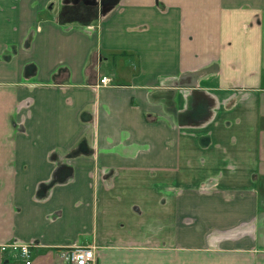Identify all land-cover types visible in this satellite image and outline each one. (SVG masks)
Wrapping results in <instances>:
<instances>
[{"label":"crops","instance_id":"obj_1","mask_svg":"<svg viewBox=\"0 0 264 264\" xmlns=\"http://www.w3.org/2000/svg\"><path fill=\"white\" fill-rule=\"evenodd\" d=\"M10 243L264 264V0H0Z\"/></svg>","mask_w":264,"mask_h":264},{"label":"built area","instance_id":"obj_2","mask_svg":"<svg viewBox=\"0 0 264 264\" xmlns=\"http://www.w3.org/2000/svg\"><path fill=\"white\" fill-rule=\"evenodd\" d=\"M112 80L108 77L101 78L97 88L107 87ZM35 245L10 243L0 246V251L6 254H12L24 260L26 264H32V249ZM59 256L64 264H95L96 247L95 246H76L71 249L59 251Z\"/></svg>","mask_w":264,"mask_h":264},{"label":"flooded vegetation","instance_id":"obj_3","mask_svg":"<svg viewBox=\"0 0 264 264\" xmlns=\"http://www.w3.org/2000/svg\"><path fill=\"white\" fill-rule=\"evenodd\" d=\"M112 80V79H111ZM112 83V82H111ZM33 246V245H32ZM73 248V247H72ZM35 249H37V247H34L33 249H32V255H33V251L35 250ZM68 249H71V248H68ZM62 250H65V249H62ZM60 251V250H59ZM59 251H58V254H59ZM1 252V251H0ZM2 254H6V253H3V252H1ZM19 258V257H18ZM96 264V263H95Z\"/></svg>","mask_w":264,"mask_h":264},{"label":"trees","instance_id":"obj_4","mask_svg":"<svg viewBox=\"0 0 264 264\" xmlns=\"http://www.w3.org/2000/svg\"><path fill=\"white\" fill-rule=\"evenodd\" d=\"M94 20H93V18H90V20H88V24H90V23H92Z\"/></svg>","mask_w":264,"mask_h":264}]
</instances>
